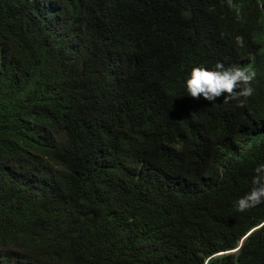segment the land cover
Returning a JSON list of instances; mask_svg holds the SVG:
<instances>
[{
  "label": "trees",
  "instance_id": "obj_1",
  "mask_svg": "<svg viewBox=\"0 0 264 264\" xmlns=\"http://www.w3.org/2000/svg\"><path fill=\"white\" fill-rule=\"evenodd\" d=\"M217 62L245 107L188 95ZM260 163L254 0H0V264H264Z\"/></svg>",
  "mask_w": 264,
  "mask_h": 264
},
{
  "label": "clouds",
  "instance_id": "obj_2",
  "mask_svg": "<svg viewBox=\"0 0 264 264\" xmlns=\"http://www.w3.org/2000/svg\"><path fill=\"white\" fill-rule=\"evenodd\" d=\"M254 9L264 30V0H254ZM236 41L240 47L245 46L244 36H237ZM256 75L253 70L240 66L225 67L224 63L217 62L211 69L205 66L194 67L186 78L185 87L188 95L193 98L202 97L209 103H215L221 97L225 102L235 99L240 107H245L248 99L256 93L253 86ZM254 172L252 188L234 205L241 213L264 204V163L258 164ZM240 246L241 243L233 252H237Z\"/></svg>",
  "mask_w": 264,
  "mask_h": 264
}]
</instances>
